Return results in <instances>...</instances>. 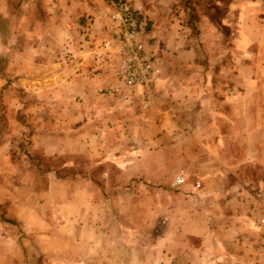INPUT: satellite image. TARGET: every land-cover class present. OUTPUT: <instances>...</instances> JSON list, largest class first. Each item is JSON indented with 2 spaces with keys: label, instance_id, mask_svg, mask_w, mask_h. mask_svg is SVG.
<instances>
[{
  "label": "rangeland",
  "instance_id": "rangeland-1",
  "mask_svg": "<svg viewBox=\"0 0 264 264\" xmlns=\"http://www.w3.org/2000/svg\"><path fill=\"white\" fill-rule=\"evenodd\" d=\"M116 1L135 7L144 19L140 39L161 69L152 104L141 110L111 94L118 50L106 72L114 83L98 93L102 113L50 115L48 99L13 82L4 84L9 90L0 92V264H176L161 243V238L177 237L179 206L187 205L173 178L182 172L184 183L193 186L203 178L198 173L223 169L212 162L208 127L213 122L224 131L226 124L241 122L225 113L239 103L219 97L223 114L212 119L209 93L199 95L196 78L207 81L211 71L223 75L235 56L228 27L241 16L255 25L251 17L257 14L260 22L263 14L252 0H142L136 5L114 0L107 4L109 12ZM7 4L14 10L12 25L20 0ZM16 43L10 46V59L16 56ZM173 77L188 81L185 95L168 82ZM199 96L204 98L198 101ZM71 125L82 129L90 146L68 145L74 142L68 135L74 131H67ZM218 150L225 157L241 149ZM257 152L262 163L245 172L253 178L248 198L256 204L264 197V155L260 148Z\"/></svg>",
  "mask_w": 264,
  "mask_h": 264
},
{
  "label": "crops",
  "instance_id": "crops-1",
  "mask_svg": "<svg viewBox=\"0 0 264 264\" xmlns=\"http://www.w3.org/2000/svg\"><path fill=\"white\" fill-rule=\"evenodd\" d=\"M111 1L114 0H20L15 11L17 22L10 25L14 10L8 8V0H0V92H8L9 87L3 86L13 82L38 99H48L50 115L78 114L83 118L94 111L102 113V96L98 93L114 83L106 72L119 42L118 30L108 20L107 4ZM128 1L135 5L142 2ZM251 2L263 14L262 19L257 21L255 14L251 17L255 25H249L241 16L237 24L228 27L231 54L235 53L230 67L225 64L223 75L211 71L207 81L202 76L196 78L199 95L205 90L209 93L212 119L222 116L219 97L224 96L225 103H239L225 113L235 115L241 122L226 124L224 131L218 124H210L212 162L221 163L223 169L209 167L206 175L198 173L197 178L203 175L201 183L197 182L200 189L185 183L179 186L185 199L182 203L187 205L179 206L177 237L161 238L162 249L169 252L167 258L171 262L175 257L176 264H264V255L254 249L263 231L257 224L259 207L248 198L255 186H250L253 178L245 173L262 163L259 148L264 155V7L261 0ZM14 43L16 56L10 59L8 53ZM183 78L173 77L168 82L175 83L179 92L184 89L185 95L183 85L188 81ZM203 98L199 96L197 100ZM39 106L42 105H34V112ZM87 121L84 119L82 124ZM68 130L74 131L68 134L74 141L69 146H90L85 141L88 136L80 133L82 129L73 130L71 125ZM47 146L43 144L44 149ZM220 147L241 150L239 155L226 153L220 157ZM188 200H192L191 206ZM24 214L29 215L27 211ZM73 218L68 217L71 224Z\"/></svg>",
  "mask_w": 264,
  "mask_h": 264
},
{
  "label": "built area",
  "instance_id": "built-area-1",
  "mask_svg": "<svg viewBox=\"0 0 264 264\" xmlns=\"http://www.w3.org/2000/svg\"><path fill=\"white\" fill-rule=\"evenodd\" d=\"M109 21L119 33L118 57L113 69L116 86L111 94L120 102L147 109L154 99V85L160 79L161 69L152 59L140 35L144 29V19L135 7L120 1L109 4ZM184 183V174L178 173L173 178V186ZM198 188L196 182L193 185ZM259 216L257 224L262 234L257 238L255 251L264 255V200L258 201Z\"/></svg>",
  "mask_w": 264,
  "mask_h": 264
},
{
  "label": "trees",
  "instance_id": "trees-1",
  "mask_svg": "<svg viewBox=\"0 0 264 264\" xmlns=\"http://www.w3.org/2000/svg\"><path fill=\"white\" fill-rule=\"evenodd\" d=\"M262 1V6L264 7V0H261Z\"/></svg>",
  "mask_w": 264,
  "mask_h": 264
}]
</instances>
